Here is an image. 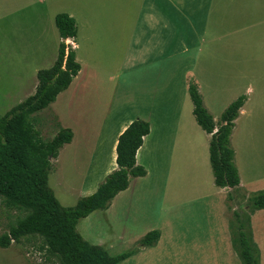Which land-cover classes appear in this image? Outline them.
<instances>
[{"label":"crops","instance_id":"0c3cea01","mask_svg":"<svg viewBox=\"0 0 264 264\" xmlns=\"http://www.w3.org/2000/svg\"><path fill=\"white\" fill-rule=\"evenodd\" d=\"M35 1L49 22L54 23L60 12L76 21V35L67 41L81 68L62 91L74 117V131L71 141L58 150L54 167L64 151H71L72 170L81 176L78 189L90 195L117 167L119 134L135 119L150 126L136 151V163L146 174L132 177L107 208L80 218L78 233L115 255L135 246L146 232L158 229L160 238L155 245L139 247L120 263L150 257L167 238H176L172 229L185 216L177 204L183 198L180 189L190 203L217 198L220 222L213 227L229 230L225 200L243 204L235 196L238 190L247 195L250 189L261 190L254 187L264 181V0ZM50 60L55 61L53 56ZM38 69L30 71L29 95L35 91ZM191 80L213 117L246 95L230 137L240 178L237 187L214 184L210 134L192 113ZM155 206L156 215L151 218ZM193 210L204 212L199 204ZM259 211L264 208L250 211L251 227ZM189 212L187 219L193 213ZM94 224L101 225V238L94 233ZM202 230L203 226L197 227L196 245L202 242Z\"/></svg>","mask_w":264,"mask_h":264},{"label":"trees","instance_id":"16d2710c","mask_svg":"<svg viewBox=\"0 0 264 264\" xmlns=\"http://www.w3.org/2000/svg\"><path fill=\"white\" fill-rule=\"evenodd\" d=\"M54 23L60 37L54 63L37 70L33 94L0 116V196L7 205L27 211L8 232L0 234V247L7 248L12 241H19L26 235H39L49 252L57 255L60 264H118L139 247L155 245L160 231L150 230L135 246L111 255L103 246L85 240L76 230V224L92 211L107 208L112 198L128 187L132 177L146 174L145 168L136 163V151L150 126L142 119L131 121L118 136L117 167L92 194L79 198L73 206H63L59 202L48 184V174L52 168L51 159H55L58 150L71 141L73 131L61 127L52 138L45 140L29 120L32 114L52 103L81 68L72 47L66 42L76 35V21L69 14L60 12L55 15ZM188 92L196 122L210 134L208 150L214 184L225 188L239 186L230 137L246 95L230 102L216 122L204 106L193 80L189 82ZM247 197L246 209L233 212L237 231L232 245L242 264H259V249L251 239L250 211L264 208V189Z\"/></svg>","mask_w":264,"mask_h":264},{"label":"rangeland","instance_id":"374dc122","mask_svg":"<svg viewBox=\"0 0 264 264\" xmlns=\"http://www.w3.org/2000/svg\"><path fill=\"white\" fill-rule=\"evenodd\" d=\"M59 41L54 23L47 20V14L35 0H0V116L29 95L28 91L32 88L33 81L30 71L34 67L47 68L52 65L54 61L51 62L50 58L53 56L55 60ZM66 42L72 47L68 41ZM66 98L65 93H60L54 103L29 117L43 139L49 140L61 127H69L74 131V117L67 109ZM130 105L132 104L128 103V106ZM220 114H214L216 122ZM65 153L66 151L57 159L55 167L54 159H51L52 168L48 174V184L63 206H73L86 191L78 189L81 176L79 177L77 170L74 172L72 170L74 166L72 152L68 150L66 155ZM212 186L215 190L213 183ZM254 189H264V181ZM180 191L182 192L180 197L183 198L178 200L177 204H180V212H185V216L183 220L177 219V225L172 229L176 238H167L160 249L156 250L159 252H155L153 256L143 255L135 261L118 264H242L232 245V238L236 237L237 231L233 212L244 210L242 206L248 205L246 196L255 190L250 189L247 195L244 191L238 190L235 196H240V202L243 201V204H237L235 199L231 198L225 200L229 230L213 227L220 222L218 214L220 201L217 198L190 203L185 190ZM198 204L204 212L193 210ZM235 204L238 205L237 209L233 208ZM188 208L193 212L189 219ZM215 209L217 216L214 214ZM156 211L157 206L152 207L149 216L154 218ZM26 213L27 211L23 209L7 205L0 196V234L8 232L9 228L16 225ZM256 216L254 227H251L250 223L251 239L259 249V264H264V212ZM199 226H203L202 242L196 245L194 240L198 235ZM93 230L101 238L103 233L101 225L94 224ZM117 249L123 248L119 246ZM0 264H60V262L57 255L49 252L43 237L26 235L19 241H12L7 248L0 247Z\"/></svg>","mask_w":264,"mask_h":264},{"label":"water","instance_id":"95a60500","mask_svg":"<svg viewBox=\"0 0 264 264\" xmlns=\"http://www.w3.org/2000/svg\"><path fill=\"white\" fill-rule=\"evenodd\" d=\"M49 159H51V158H49Z\"/></svg>","mask_w":264,"mask_h":264}]
</instances>
